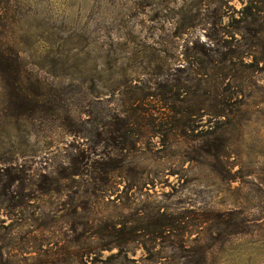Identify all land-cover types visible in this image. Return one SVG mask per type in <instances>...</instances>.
Listing matches in <instances>:
<instances>
[{
	"label": "rangeland",
	"instance_id": "1",
	"mask_svg": "<svg viewBox=\"0 0 264 264\" xmlns=\"http://www.w3.org/2000/svg\"><path fill=\"white\" fill-rule=\"evenodd\" d=\"M246 1L0 0V264H264Z\"/></svg>",
	"mask_w": 264,
	"mask_h": 264
},
{
	"label": "trees",
	"instance_id": "2",
	"mask_svg": "<svg viewBox=\"0 0 264 264\" xmlns=\"http://www.w3.org/2000/svg\"><path fill=\"white\" fill-rule=\"evenodd\" d=\"M243 4L244 6L239 11L242 22L246 25L256 26L261 21H264L263 0H247ZM242 28L245 30L247 27L244 26ZM7 50L9 51V49L3 47V43L0 41V81L3 83L7 96L13 97L17 95L18 100L21 98L23 101H26L27 97L22 89L20 81L22 73L21 63L17 56H11ZM227 51H229V48H225V53H227ZM22 106L24 105L22 104ZM9 170L10 168L8 167L2 169V178L5 179L7 177ZM8 181L10 182L9 179L3 180L4 183ZM12 181H15V178L12 179Z\"/></svg>",
	"mask_w": 264,
	"mask_h": 264
}]
</instances>
